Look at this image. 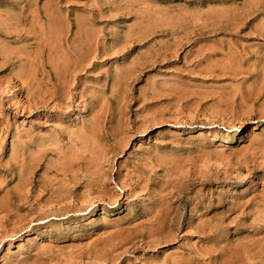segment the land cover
Masks as SVG:
<instances>
[{
	"label": "rangeland",
	"instance_id": "374dc122",
	"mask_svg": "<svg viewBox=\"0 0 264 264\" xmlns=\"http://www.w3.org/2000/svg\"><path fill=\"white\" fill-rule=\"evenodd\" d=\"M0 264H264V0H0Z\"/></svg>",
	"mask_w": 264,
	"mask_h": 264
},
{
	"label": "bare ground",
	"instance_id": "6f19581e",
	"mask_svg": "<svg viewBox=\"0 0 264 264\" xmlns=\"http://www.w3.org/2000/svg\"><path fill=\"white\" fill-rule=\"evenodd\" d=\"M66 59H68V58H66ZM66 59H65V60H66ZM65 62H66V61H65ZM81 111H82V110H81ZM232 141H233V140H232ZM76 158H77V157H76ZM178 201H179V200H178ZM7 203H8V202H7ZM175 208H176V207H175ZM170 216H171V215H170ZM171 217H172V216H171ZM169 218H170V217H169ZM147 219H148V218H147ZM147 219H146V220H147ZM170 220H171V219H170ZM169 222H170V221H169ZM143 230H144V229H143ZM157 231H158V229H157ZM165 231H166V230H165ZM136 233H137V232H136ZM143 234H144V233H143ZM128 235H129V234H128ZM128 235H127V236H128ZM150 236H151V235H150ZM142 237H143V236H142ZM135 239H136V238H135ZM116 240H117V239H116ZM129 240H130V239H129ZM146 240H147V239H146ZM131 241H132V240H131ZM156 246H157V245H156ZM113 247H114V245H113Z\"/></svg>",
	"mask_w": 264,
	"mask_h": 264
}]
</instances>
